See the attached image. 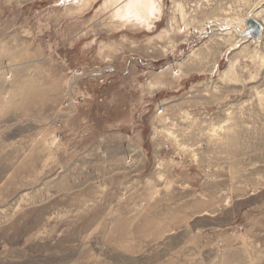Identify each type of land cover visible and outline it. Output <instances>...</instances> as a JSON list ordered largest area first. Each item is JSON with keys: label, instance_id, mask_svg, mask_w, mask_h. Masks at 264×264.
<instances>
[{"label": "rangeland", "instance_id": "1", "mask_svg": "<svg viewBox=\"0 0 264 264\" xmlns=\"http://www.w3.org/2000/svg\"><path fill=\"white\" fill-rule=\"evenodd\" d=\"M86 1L0 0V264H264V0Z\"/></svg>", "mask_w": 264, "mask_h": 264}, {"label": "bare ground", "instance_id": "2", "mask_svg": "<svg viewBox=\"0 0 264 264\" xmlns=\"http://www.w3.org/2000/svg\"><path fill=\"white\" fill-rule=\"evenodd\" d=\"M93 1H89V2L86 1V3L81 6L83 8L82 11L86 10L87 7ZM119 2H125V0H109L108 2L104 3V7L110 6L115 3H119ZM160 3H161V0H129L128 2H126L123 8L117 12V16L122 20L131 21V22L136 23L137 25L146 24V23L148 24V22L154 21L156 19V14L160 12L159 11V7L161 6ZM263 14H264V7L261 6L259 2H257L255 5H253L251 9H249L245 13L243 17L233 18L231 19V21L234 25H236L235 27L242 29L243 22L246 17H249V18L252 17L257 20L258 17ZM226 33H232V32L231 30H228L226 31ZM232 36L235 37L233 34Z\"/></svg>", "mask_w": 264, "mask_h": 264}, {"label": "water", "instance_id": "3", "mask_svg": "<svg viewBox=\"0 0 264 264\" xmlns=\"http://www.w3.org/2000/svg\"><path fill=\"white\" fill-rule=\"evenodd\" d=\"M245 26L244 31H240L238 28H235V32L237 33L240 41H247L249 39L257 41L260 37L262 27L253 19H246Z\"/></svg>", "mask_w": 264, "mask_h": 264}]
</instances>
